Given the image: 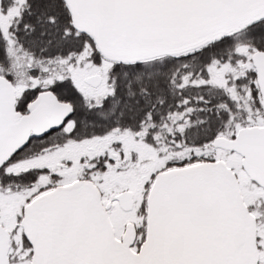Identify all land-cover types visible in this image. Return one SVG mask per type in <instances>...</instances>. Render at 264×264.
<instances>
[{
    "label": "snow or ice",
    "instance_id": "snow-or-ice-1",
    "mask_svg": "<svg viewBox=\"0 0 264 264\" xmlns=\"http://www.w3.org/2000/svg\"><path fill=\"white\" fill-rule=\"evenodd\" d=\"M0 264H264V0H0Z\"/></svg>",
    "mask_w": 264,
    "mask_h": 264
}]
</instances>
